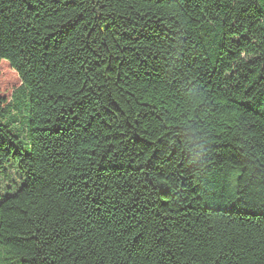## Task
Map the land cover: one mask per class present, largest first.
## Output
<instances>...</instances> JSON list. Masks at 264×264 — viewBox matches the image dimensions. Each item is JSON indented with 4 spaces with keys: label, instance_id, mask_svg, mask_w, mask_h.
Listing matches in <instances>:
<instances>
[{
    "label": "trees",
    "instance_id": "obj_1",
    "mask_svg": "<svg viewBox=\"0 0 264 264\" xmlns=\"http://www.w3.org/2000/svg\"><path fill=\"white\" fill-rule=\"evenodd\" d=\"M2 64L0 264H264V0H0Z\"/></svg>",
    "mask_w": 264,
    "mask_h": 264
},
{
    "label": "rangeland",
    "instance_id": "obj_2",
    "mask_svg": "<svg viewBox=\"0 0 264 264\" xmlns=\"http://www.w3.org/2000/svg\"><path fill=\"white\" fill-rule=\"evenodd\" d=\"M20 85V81L16 74L9 68L7 64L0 65V94L6 98H10L12 92L15 88ZM14 109L12 116L8 114L9 119H14L16 121V126L14 125L17 134H19L23 148L28 151L29 149V134L28 127L26 126L27 116H28V95L25 96L24 92L20 89L16 92L15 100L12 103ZM25 125V126H24ZM15 166V165H14ZM17 167V166H15ZM18 168V167H17ZM13 179L15 181L19 180V174L14 171ZM13 193V192H11Z\"/></svg>",
    "mask_w": 264,
    "mask_h": 264
}]
</instances>
